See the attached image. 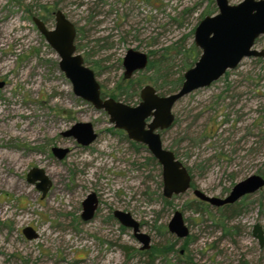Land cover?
<instances>
[{"label": "rangeland", "instance_id": "obj_1", "mask_svg": "<svg viewBox=\"0 0 264 264\" xmlns=\"http://www.w3.org/2000/svg\"><path fill=\"white\" fill-rule=\"evenodd\" d=\"M208 8L209 0H0V264H264V243L252 234L255 223L264 231V187L231 209L237 213L231 217L212 206L188 207L196 201L194 187L223 196L250 174L264 176V57L242 59L176 102L162 141L191 169L193 187L165 198L160 165L105 111L73 93L58 54L32 19L52 28L54 11L62 10L76 27L77 51L111 96L126 84L122 57L129 48L152 58L166 46H189ZM256 46L264 48V38ZM174 61L168 80L178 75L180 58ZM138 101L134 96L129 103ZM81 121L98 133L88 146L62 135ZM53 146L69 152L58 159ZM8 154L18 161L10 163ZM33 167L52 181L43 197L26 180ZM92 191L98 207L83 222L81 202ZM115 209L140 223L149 249H139L131 229L112 216ZM175 210L189 228L180 242L167 228ZM25 226L38 236L25 238ZM165 246L168 255L147 253Z\"/></svg>", "mask_w": 264, "mask_h": 264}, {"label": "water", "instance_id": "obj_2", "mask_svg": "<svg viewBox=\"0 0 264 264\" xmlns=\"http://www.w3.org/2000/svg\"><path fill=\"white\" fill-rule=\"evenodd\" d=\"M216 12L205 15L195 26L193 42L200 50L194 64L185 70L180 86L173 92L159 94L156 89L145 84L139 91V101L132 105L110 96H102L100 84L94 70L88 66L77 51L75 38L76 27L72 21L57 9L54 11V26L48 28L42 19H32L39 32L59 57L58 65L70 81L73 93L90 102L96 109L106 112L109 122L126 136L146 147L148 152L160 165L162 194L165 198L185 193L192 188V175L186 165L174 152L165 147L161 131L168 129L174 121L173 107L178 100L192 91L207 87L222 77L228 70L235 68L244 57L264 56V49L254 48L255 39L264 35V0H241L231 3L230 0H214ZM149 56L143 51L129 48L122 57L123 78L128 79L134 73L144 70ZM4 85L0 82V87ZM63 136L73 137L81 146H88L98 136L89 121L74 123L62 132ZM51 152L62 159L69 152L66 147L53 146ZM26 179L33 183L42 197L46 195L52 181L45 170L31 168ZM264 186V177L250 174L237 181L228 195L224 197L208 195L197 187L192 188L193 195L214 206L233 203L240 197L251 194ZM98 207L95 192H90L82 201L81 217L91 219ZM118 222L131 229L134 238L140 243V249L150 247V236L141 231L140 223L130 212L121 209L113 210ZM170 233L179 238L189 234L182 211L175 210L167 223ZM27 239L38 236L31 226L22 229ZM252 234L260 246L264 243V231L259 223L252 226Z\"/></svg>", "mask_w": 264, "mask_h": 264}, {"label": "trees", "instance_id": "obj_3", "mask_svg": "<svg viewBox=\"0 0 264 264\" xmlns=\"http://www.w3.org/2000/svg\"><path fill=\"white\" fill-rule=\"evenodd\" d=\"M214 12H216V6L214 5V1L209 0V8L206 10V15H211ZM162 50L163 51L160 52L158 56H154L152 58L149 57L146 68L144 70L138 71L136 73L137 77H135V79L133 76L129 79H125L126 82L125 86H119L117 88L118 91L116 93H112L110 97H113L117 100H121L123 102L130 104L129 102L133 100L134 96H139L138 93L141 87L143 86V84L152 85L156 89V91L161 95L175 91L180 86L183 80V73L185 72V70L191 67L194 64V62L197 60L200 54V50L195 46L194 43H191L189 46H184L181 45L180 43H176L171 46H166ZM170 51H174L173 54H171ZM150 53L153 55L154 52H150ZM176 58H180V64L177 69L178 75L177 77L168 80L167 78H169L171 74L169 69L170 67H173L175 65L174 59ZM84 62L87 64V60L84 59ZM101 93L102 96H106L102 91ZM121 96H123V99L119 98ZM172 151L174 152L175 156L178 158L177 151L175 150ZM151 160H153L156 164H158V162L155 160L153 156H151ZM186 167L191 173V169L187 165ZM192 187H193V179H192ZM193 202L194 204L192 206L191 204L188 205L189 208H192L194 206L195 211L206 209L207 204H202L199 201H193ZM234 213L235 212H232L231 214ZM164 250L165 252H169V248L165 246V247L155 248L150 251L148 250L147 253H149V255L152 257H156L159 255H163Z\"/></svg>", "mask_w": 264, "mask_h": 264}, {"label": "flooded vegetation", "instance_id": "obj_4", "mask_svg": "<svg viewBox=\"0 0 264 264\" xmlns=\"http://www.w3.org/2000/svg\"><path fill=\"white\" fill-rule=\"evenodd\" d=\"M214 1V0H213ZM215 4V3H214ZM217 10V9H216ZM215 13V12H214ZM213 13V14H214ZM264 38V35H259L256 39H255V42H254V48H256V49H258V50H262V49H264V48H258L257 46H256V44H258L262 39ZM199 49V48H198ZM258 57H264V56H258ZM258 57H252V58H258ZM244 58H248V57H244ZM243 58V59H244ZM242 61V60H241ZM240 61V62H241ZM131 78V77H130ZM125 79V78H124ZM129 79V78H128ZM162 132L163 131H161V135H162ZM53 154V153H52ZM256 174H258V173H256ZM261 176H263L262 174H260ZM264 177V176H263ZM27 180V179H26ZM33 184V183H32ZM235 184V183H234ZM233 184V185H234ZM233 185H231L229 188H228V190L227 191H225V193H223V196H220V197H224V196H226V195H228L229 194V192L231 191V188L233 187ZM264 187V186H263ZM262 187V188H263ZM262 188H260L259 190H261ZM259 190H257L256 192H258ZM256 192H254V193H256ZM254 193H251V194H246V195H244V196H242V197H240L238 200H236V201H234L233 203H227V204H224V205H221V206H214V205H211V204H209V203H207V202H205V201H201V200H199V199H197L196 197V201H199V202H201L202 204H207V206L209 207V206H212V207H216V208H220V209H222V210H228V212L229 213H227L228 215L230 214V210L232 209H234L236 206L237 207H239V206H241V203L244 201V200H246L249 196H251L252 194H254ZM42 196V195H41ZM81 206H82V202H81ZM97 210V209H96ZM95 213H96V211H95ZM235 214H237V213H234V214H230V216L229 217H231V216H234ZM95 215V214H94ZM112 216H113V211H112ZM80 217H81V214H80ZM94 217V216H93ZM92 217V218H93ZM114 217V216H113ZM91 218V219H92ZM115 218V217H114ZM81 219H82V217H81ZM91 219H89V220H91ZM116 219V218H115ZM89 220H83L82 219V221L83 222H87V221H89ZM117 220V219H116ZM118 221V220H117ZM120 224V223H119ZM121 225V224H120ZM124 227V226H123ZM24 228V227H23ZM22 228V229H23ZM127 228V227H126ZM21 232H22V230H21ZM22 234H23V232H22ZM173 234V233H172ZM175 235V234H174ZM189 235V234H188ZM188 235L186 236V237H183V238H179V237H177V239H178V241L180 242V240H184V239H186L187 237H188ZM23 236L26 238V236L23 234ZM177 241V242H178ZM178 242V243H179ZM263 246V245H262ZM150 248V247H149ZM148 248V249H149ZM139 249H140V246H139ZM140 250H147V249H140ZM184 252V248H181L180 249V253H183ZM165 255H168V252H165ZM178 256H181V255H178ZM179 260H181V259H179Z\"/></svg>", "mask_w": 264, "mask_h": 264}, {"label": "bare ground", "instance_id": "obj_5", "mask_svg": "<svg viewBox=\"0 0 264 264\" xmlns=\"http://www.w3.org/2000/svg\"><path fill=\"white\" fill-rule=\"evenodd\" d=\"M2 113V112H1ZM4 124V123H3ZM1 126V125H0ZM4 129V128H3ZM1 131V130H0ZM28 133V132H27ZM29 134V133H28ZM32 136H33V134H32ZM2 151V150H1ZM3 153H5V152H3ZM1 154V153H0ZM11 154V153H10ZM13 154V153H12ZM15 155V154H14ZM3 156V155H2ZM18 157V156H17ZM16 156H15V158L13 157V156H10L9 154H8V158H9V162L11 163V161L12 160H15V161H18V160H16V158H17ZM7 158V157H6ZM20 158V157H19ZM3 162V161H2ZM6 162V161H5ZM15 163V162H14ZM8 167V166H7ZM12 168V167H11ZM3 174H4V172H3ZM2 176V175H1ZM5 176V175H4ZM4 179H5V177H4ZM2 181V180H1ZM13 181V180H12ZM14 182V181H13ZM4 183V182H3ZM12 184V183H11ZM14 184V183H13Z\"/></svg>", "mask_w": 264, "mask_h": 264}]
</instances>
